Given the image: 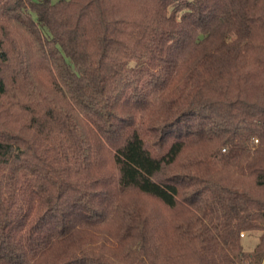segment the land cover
Segmentation results:
<instances>
[{
  "label": "trees",
  "instance_id": "obj_1",
  "mask_svg": "<svg viewBox=\"0 0 264 264\" xmlns=\"http://www.w3.org/2000/svg\"><path fill=\"white\" fill-rule=\"evenodd\" d=\"M0 264H264V0H0Z\"/></svg>",
  "mask_w": 264,
  "mask_h": 264
},
{
  "label": "rangeland",
  "instance_id": "obj_2",
  "mask_svg": "<svg viewBox=\"0 0 264 264\" xmlns=\"http://www.w3.org/2000/svg\"><path fill=\"white\" fill-rule=\"evenodd\" d=\"M255 241H256L255 236H250V237L246 236L243 240L245 248H249L250 246H252Z\"/></svg>",
  "mask_w": 264,
  "mask_h": 264
},
{
  "label": "built area",
  "instance_id": "obj_3",
  "mask_svg": "<svg viewBox=\"0 0 264 264\" xmlns=\"http://www.w3.org/2000/svg\"><path fill=\"white\" fill-rule=\"evenodd\" d=\"M241 235H242V233H241Z\"/></svg>",
  "mask_w": 264,
  "mask_h": 264
}]
</instances>
